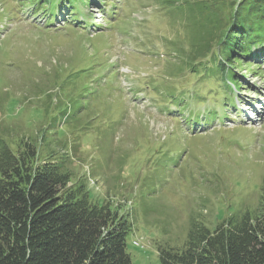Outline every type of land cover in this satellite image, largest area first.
Here are the masks:
<instances>
[{
	"label": "rangeland",
	"instance_id": "rangeland-1",
	"mask_svg": "<svg viewBox=\"0 0 264 264\" xmlns=\"http://www.w3.org/2000/svg\"><path fill=\"white\" fill-rule=\"evenodd\" d=\"M169 1L106 0L120 13L112 20L121 17L109 24L102 11L95 15L102 1L89 7L87 0L82 7L102 24L84 29L73 22L80 4L51 15L44 3L0 0V136L14 150L28 136L39 162L70 171L68 187L84 181L96 199L129 213L133 264H161L160 248H184L191 217L215 227L255 208L264 191V59L253 57L254 49L253 70L235 62L245 74L241 93L207 94L210 78H195L187 61L194 29L185 9L194 0ZM178 86L190 89L180 96L197 110L230 104L228 96L239 110L225 107L231 120L221 113L222 123L194 133L184 115L195 113L172 99ZM153 178L159 185L148 190Z\"/></svg>",
	"mask_w": 264,
	"mask_h": 264
},
{
	"label": "trees",
	"instance_id": "trees-1",
	"mask_svg": "<svg viewBox=\"0 0 264 264\" xmlns=\"http://www.w3.org/2000/svg\"><path fill=\"white\" fill-rule=\"evenodd\" d=\"M33 1L35 8L44 3L43 10L54 14L58 3L69 0ZM235 1L215 5L212 0H194L185 9L188 26L194 29L187 57L190 73L210 78L207 94L240 90L245 74L235 62L245 60L253 70L249 58L257 46L258 58L264 59V0H241L236 7ZM111 11L106 8L105 14ZM174 97L184 102L181 96ZM216 111L215 107L212 112ZM56 116L50 122L53 129L61 122ZM196 117L189 119L200 115ZM11 145L0 136V264H133L127 250L129 213H119L110 200L96 199L84 181L68 187L70 171L59 163L39 162L28 136L13 144L17 150ZM179 158H170L175 160L172 166L179 164ZM166 161L159 165L163 168ZM156 185L153 178L145 187ZM159 255L161 264H264V191L255 208L226 215L215 227L191 217L184 248H160Z\"/></svg>",
	"mask_w": 264,
	"mask_h": 264
}]
</instances>
